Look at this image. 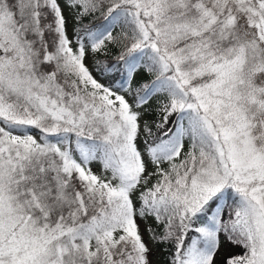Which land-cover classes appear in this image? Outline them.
<instances>
[{"label":"snow or ice","instance_id":"snow-or-ice-1","mask_svg":"<svg viewBox=\"0 0 264 264\" xmlns=\"http://www.w3.org/2000/svg\"><path fill=\"white\" fill-rule=\"evenodd\" d=\"M0 264H264V0H0Z\"/></svg>","mask_w":264,"mask_h":264},{"label":"trees","instance_id":"trees-1","mask_svg":"<svg viewBox=\"0 0 264 264\" xmlns=\"http://www.w3.org/2000/svg\"><path fill=\"white\" fill-rule=\"evenodd\" d=\"M119 54V50L117 48H111L109 50L108 56L105 58L107 60H113ZM155 101H153L154 105ZM158 260L163 261L166 257L163 255H157Z\"/></svg>","mask_w":264,"mask_h":264},{"label":"rangeland","instance_id":"rangeland-1","mask_svg":"<svg viewBox=\"0 0 264 264\" xmlns=\"http://www.w3.org/2000/svg\"><path fill=\"white\" fill-rule=\"evenodd\" d=\"M89 64H91V60L89 61ZM99 167H100L99 164H95V165H94V170H98ZM145 238L147 239V236H146ZM154 259H157V260H158L157 256L154 257Z\"/></svg>","mask_w":264,"mask_h":264}]
</instances>
